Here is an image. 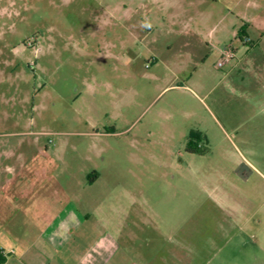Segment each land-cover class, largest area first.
I'll use <instances>...</instances> for the list:
<instances>
[{"label":"rangeland","instance_id":"obj_1","mask_svg":"<svg viewBox=\"0 0 264 264\" xmlns=\"http://www.w3.org/2000/svg\"><path fill=\"white\" fill-rule=\"evenodd\" d=\"M171 1L0 0V169L96 172L93 218L124 219L134 253L242 264L264 255V155L245 139L243 99L225 93L228 120L198 86L221 73L216 30L251 0H183L201 14L198 38Z\"/></svg>","mask_w":264,"mask_h":264},{"label":"crops","instance_id":"obj_2","mask_svg":"<svg viewBox=\"0 0 264 264\" xmlns=\"http://www.w3.org/2000/svg\"><path fill=\"white\" fill-rule=\"evenodd\" d=\"M198 2L201 0H187L185 5L196 8ZM151 3L172 6L171 0H151ZM263 5L248 13L253 3L246 2L238 26L216 30L212 53L219 61L223 49L229 45L233 58L218 67L221 73L212 75L211 88L198 86L205 96H212L220 111L227 112L228 120H232L233 112L229 103L227 108L223 107L225 93L243 99L242 109L250 115L244 136L256 147L254 154L259 156L264 155ZM184 6L182 2L179 14L183 34L198 38L201 28L193 23L201 20V14ZM156 20L163 24L166 18L160 16ZM204 40L200 38L201 43ZM191 65L195 70L200 68L204 82L207 71L202 58L191 61ZM35 163L39 166L26 161L18 169L10 165L0 169V264H171L173 256L182 258L170 250L149 252L146 256L134 253L133 243L138 234L124 229V219L93 218L91 189L100 174L83 173L76 181L75 172ZM116 213L119 214L117 210ZM243 259L242 264H264V255L253 256L248 252Z\"/></svg>","mask_w":264,"mask_h":264},{"label":"built area","instance_id":"obj_3","mask_svg":"<svg viewBox=\"0 0 264 264\" xmlns=\"http://www.w3.org/2000/svg\"><path fill=\"white\" fill-rule=\"evenodd\" d=\"M233 58V52L231 49V46H226L223 51H222V57L221 59L217 62V67L221 68L226 61L229 59Z\"/></svg>","mask_w":264,"mask_h":264},{"label":"trees","instance_id":"obj_4","mask_svg":"<svg viewBox=\"0 0 264 264\" xmlns=\"http://www.w3.org/2000/svg\"><path fill=\"white\" fill-rule=\"evenodd\" d=\"M192 151V150H191Z\"/></svg>","mask_w":264,"mask_h":264}]
</instances>
